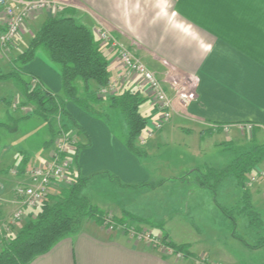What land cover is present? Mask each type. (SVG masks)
Listing matches in <instances>:
<instances>
[{"label": "crops", "instance_id": "obj_1", "mask_svg": "<svg viewBox=\"0 0 264 264\" xmlns=\"http://www.w3.org/2000/svg\"><path fill=\"white\" fill-rule=\"evenodd\" d=\"M55 1L62 8L60 16L74 19L91 32L100 28L111 33L156 75L171 100L170 120L161 130L147 136L159 115L152 98L144 91V82L140 79L118 82V93L123 90L138 91L140 97L146 99L139 112L147 119V126L135 142L145 154L141 158L128 152L126 136L117 137L114 132L110 133L103 122L68 103L70 115L84 130L87 140L72 130L68 136L74 135L76 143H88V147L77 156L80 176L89 178L109 173L116 177L119 183L112 182L117 183L123 195L122 203L119 201L114 205L115 213L120 216L127 213L145 219L141 215L150 214L149 205L140 206L137 210L136 193L139 200L162 201L166 211L161 216L163 227L167 228L173 243L188 245L193 255L208 252L219 264H242L233 255L240 245L233 234L230 220L222 214L220 205L215 203L216 193L213 196L210 190L199 187L196 174L187 171L219 170L212 165L205 164L204 169L196 165L204 163L207 151L219 147L216 141L223 135L224 143L230 144L243 137L255 139L256 135L264 134V0ZM12 5L15 8L16 5ZM48 17L45 12L30 17L15 41L17 47H13L14 51H4L0 56V71L3 67L11 71L12 62L25 50ZM5 20L0 10V34ZM102 51L108 62L110 83L118 81L117 77L122 71L115 53L110 49ZM22 70L24 80H36L44 88L50 89L52 94L60 93L59 74L41 55ZM173 83L192 92L194 99L184 105L177 97ZM3 84H6V93ZM91 89L94 93L99 90L94 82H91ZM22 102V90L15 81H0V115L4 114V118L0 116V123L9 129L14 128V133H18L23 120H30L34 116V106H22ZM16 103L19 104L18 109L14 108ZM101 105L108 107V102L105 100ZM16 120L17 124H13ZM43 124L46 127V123ZM63 124L69 127L67 121L64 120ZM217 126L227 127L228 130L217 133ZM248 126L251 129L248 130ZM6 127L2 129L8 131ZM53 132L54 136L46 140L44 149L33 157L28 158L24 154L27 150L11 152L10 159L19 172L11 174L9 170L6 171V178L0 177V229L20 206L14 197L15 188L27 181V171L47 158L57 136L54 127ZM27 137L26 132L21 140ZM174 138L179 140L178 144L183 146L186 153L190 152L192 160L189 157L185 164L176 163L179 174H172L171 168L160 173L157 167L161 152L171 143L175 145ZM18 141H14L10 147ZM50 141L51 145L46 147ZM233 158L226 162L224 168ZM256 173L259 181L248 191L252 207L264 225V160L256 167ZM98 179L106 180L105 177ZM229 180H232V187L236 186L231 177L224 180L221 186ZM142 184L155 187L132 189ZM55 190H52L53 195L57 194ZM183 215H190V219L197 218V225H193V220H183ZM145 223L146 227L149 222ZM173 223L186 238L183 232L190 233L188 238L193 237L199 242L200 249L196 253L190 242L173 241L168 233L169 229H174ZM209 232L211 234L208 236ZM258 251L264 252V247ZM177 257L171 256L170 250L159 244L155 247L137 238L117 235L109 232L104 225L88 219L81 223L76 234L62 239L48 253L35 258L30 264H184Z\"/></svg>", "mask_w": 264, "mask_h": 264}, {"label": "trees", "instance_id": "obj_2", "mask_svg": "<svg viewBox=\"0 0 264 264\" xmlns=\"http://www.w3.org/2000/svg\"><path fill=\"white\" fill-rule=\"evenodd\" d=\"M39 50L45 52L49 62L59 67L63 97L52 94L38 81L32 84L31 81L28 82L23 79L25 73L21 67L31 62ZM102 50L93 32L78 24L74 19L60 15L48 17L33 35L25 50L12 62L11 71L7 74H0V81L13 80L19 85L22 90V106L26 104L34 106L33 115L46 123L51 136H54L52 124L56 116H60L62 119L66 118L68 121L72 120L69 121L70 125L78 133L81 132L80 127L64 109L67 101L85 112L93 113L95 107L106 100L108 107L117 110L126 121L128 130L125 145L128 152L141 158L145 154L135 145V142L147 126V119L139 112V107L146 102V99L140 97L138 91L123 90L107 98L98 97L92 91L91 82H94L99 89L110 83L108 62ZM78 81L82 84L81 89L76 84ZM17 122V120L13 121V124H17ZM5 127L4 124L0 123V128ZM6 128L10 132L15 130L14 128ZM215 130L220 133L222 127L217 126ZM61 131L69 133L70 129L63 124ZM252 140L254 141L253 137ZM50 145L51 141L46 143V147ZM221 145L227 146L228 143L219 146ZM81 147L79 143L74 144L73 166L76 177L73 186L63 188L55 195L50 194L40 205L39 211L32 220L26 223L14 237L10 236L1 245L0 264H30L35 258L48 253L62 239L76 234L84 219L106 225V228H109V223H113L115 226L124 225L126 220L138 225L146 224L145 220L127 213H123L120 219L112 218L109 221L107 214L102 213L99 208L91 203L90 197L86 194L91 178L81 177L77 167V156ZM263 160L264 143H254L244 152L235 156L229 165L222 170L204 169L200 171L196 169L189 173L196 174V183L199 187L214 193L224 180L229 177L234 179L236 186L241 191L238 213L246 219L247 226L255 235L257 248L264 247V225L252 207L250 194L245 183L247 175ZM104 176L108 177L110 181L118 182L117 178L109 173H102L96 177ZM140 187L152 189L155 186L142 184L132 187V189ZM219 209L228 220L232 221L233 227L236 222L230 216L229 211L221 206ZM159 230L162 237L158 244L171 249L175 254L189 257L188 245L173 243L162 226ZM234 236L236 237L235 234ZM242 243L244 242L242 241Z\"/></svg>", "mask_w": 264, "mask_h": 264}, {"label": "rangeland", "instance_id": "obj_3", "mask_svg": "<svg viewBox=\"0 0 264 264\" xmlns=\"http://www.w3.org/2000/svg\"><path fill=\"white\" fill-rule=\"evenodd\" d=\"M14 43L15 42L10 44L6 48V51L7 50L14 51L13 47H17L16 43L15 44ZM39 55H41L50 65H52L57 70L59 77H60L61 91H60V93H57L54 95H56L58 97H63L62 82H61V75H60L59 67L52 64L51 62H49L47 55L45 54L44 51L39 50L36 53L35 58ZM31 62H29L28 64H30ZM28 64L23 65L21 68L23 69V67L28 65ZM6 72H9V68L3 67L0 71L1 74H4ZM3 85H5L2 87H3V90H5L4 93H6V84H3ZM77 86L78 87L81 86L80 81H78ZM45 89L52 93V91H50V89H48L46 87H45ZM185 91H188V90L185 89ZM96 94L98 97H103V95H104L101 92L99 93V90L96 92ZM116 94H118V93H116ZM103 98H107V97H103ZM68 103L72 104L79 111L83 112L84 114L88 115L89 117L103 122L105 124V126L107 127V129L110 131V133L114 132L117 137L125 138V136H126V138H127V130L128 129H127L126 121L123 118V116L117 110H114V109L109 108V107H103L101 104H99L95 107V112L88 113V112H85L84 110L80 109L79 107H77L75 104L67 101L64 105V109L72 119H73V117L70 115V113L67 109ZM18 105L19 104L16 103L15 108L18 109ZM0 116H3V118H4V114H2ZM56 118L53 121L52 127H54V129L56 130V133H57L56 137L57 138L63 137V136H64L63 138H65V136L68 135V133L61 131L62 126H63V122L65 120L69 123L70 130L75 132V134L76 133L79 134V136H81V138H83V136H84L87 140V137L85 136L86 134L81 127H80L81 132L78 133L77 130L70 125V122L72 120L71 121L69 120L70 121L69 122L68 119H66V118L62 119L60 116H56ZM170 118H171V116H170ZM170 118H169V120H170ZM0 120H2V119L0 118ZM23 121H24V123L22 122V124L19 126L18 133L8 132L5 129L3 130L2 128H0V129H2V130H0V177L1 178H6V171L10 170V173H11L13 171V168H15L14 165L12 164L13 160L11 161V159H10L11 152L13 153L14 150H16V151L19 150L20 152L27 150V152H24V154L28 158L33 157V156H35V154H37V152H41L44 149V147H45L44 144H45L46 140H48L51 137V133L49 132V128L47 127V125H46V127H44L43 122L39 118H37L36 116H33V118H31L30 120H23ZM25 121H28V122H25ZM73 121L79 127L78 123L74 119H73ZM168 121H166L163 124L162 128L164 127V125ZM26 132L28 133V137L26 139H24L25 141L23 139L21 140V136L24 135ZM61 134H64V135L62 136ZM263 135L264 134H261V133L256 135V138L254 139V141L252 140L251 136L249 138H248V136L247 137L242 136L243 138H240L241 140H239V141L230 142V144H228L227 146L221 145L219 147L214 148V150L211 149L205 153L204 163H202V164L197 163L196 166L204 169V166L206 164L208 166L212 165L213 167L221 170L224 168V166H226V162H228V160H231L234 156H237L238 154L244 152L246 150V148H248L249 146L253 145L254 143L255 144L256 143L262 144L263 143V141H262ZM73 136H68V139H70V140L73 139L74 138ZM18 139H19V141L15 142L13 147H10V146H12V143ZM224 140L225 139H224V135H223V136L219 137V139L216 142H217V144H222V143L224 144V142H225ZM178 141L179 140H175V138H174L173 142H175V145L173 144V146H172V143H171L169 148H167L165 151L161 152V157L159 159V166L157 167V169L159 170L160 173L161 172L162 173L167 172L166 171L167 169H169V170L172 169L171 170L172 174H174V175L179 174L178 169H177L178 165L176 163L185 164L188 162V160H190V158L192 160L190 152L186 153L184 151L185 149L183 148V146L178 144ZM86 144H87V146H86ZM86 144H80L82 146L81 151L88 147V143H86ZM53 147L54 146L50 147L51 149H49L48 152H50L53 149ZM6 151H7V153H6ZM9 162H11V163H9ZM155 163L158 165L157 162H155ZM18 172H19V170H18ZM187 172L190 173V171H187ZM253 173H254L256 180H257L255 183L257 184V182L259 180H258V177L256 175L257 174L256 168H254L253 171L250 172L249 174H253ZM174 175H172V176H174ZM89 178H91V180H90V184L87 188L86 194L90 197L91 203L94 206L97 205L100 208L102 213H106L109 221L112 218H117V219L122 218V216H120L119 213H115L116 209H115L114 205L119 204V201L122 203L121 197L123 196L120 193L119 188H117V187H119L117 185V183L110 181V179L108 177H105L106 180H102L103 179L102 178L101 179L102 181L100 179H98L97 177H94V178L89 177ZM231 181L232 180H229V182L222 184V186L220 184L219 186H221V187L219 188V186H218L217 189L215 190L216 194L214 192H211V194L213 196L215 194V196H214L215 201H216L215 203L217 205L222 206L227 211H229L230 216L233 217V219L236 222L234 225L235 227L233 226V230H234L233 234L235 233V235H236L235 238H237V240H238L237 243L240 246H237L238 251L236 250L233 253V255L240 262H242V264H264V252L258 251L259 248L256 247L257 239H256L255 235L252 233V230L247 226L246 219L238 213L239 205H240L241 191L237 186L232 187ZM23 183H21V184H23ZM255 183L251 184L246 179V183H245L246 188L248 189L250 187H253L255 185ZM55 191H57V193H58L59 190H55ZM223 191H224V194H223ZM134 197H135V201H136L135 202L136 206L138 207L137 210H139L140 206H141L140 208H143V205H149V207H150V214L149 215L150 216L149 215H141L142 217L145 218V219H143V220H145V222H147V223L149 222L148 225L145 227L144 225H146V224L138 225V224L129 222V220H126V221H124V225H121V226H115L113 223H111V226H113L115 228L114 229L107 228V229L109 230V232L117 233V235H120V234L121 235L122 234L127 235L129 237V239L137 238L138 240L145 241L148 244H152L155 247H157V244L159 243V241L162 237V233L159 230V228L161 226L163 227L161 216L163 217V212L166 213V211L164 209V203L162 201H158V200L152 201V200H146L144 198L142 200H139V194H137V193L134 194ZM159 198H161V194H159ZM51 204H52V202H51ZM177 208H179V207L177 206ZM37 212H34V214H36ZM144 213H147V212L144 211ZM115 214H117V216ZM183 217H182L183 220H185V218L187 220H193V225L194 226L197 225L195 222V220H197V218L196 219L195 218L190 219V218H192L190 215H188V216L183 215ZM32 218H33V216L31 214H27L23 220L16 223L17 225L16 224L13 225L9 229L10 236L14 237L18 233V231L26 223H29L32 220ZM158 218H160V219H158ZM87 220L88 219H84L83 221H87ZM7 221H9V219ZM7 221L5 224H7ZM229 223L231 225H233L232 221H229ZM172 225H173L174 229H172V230L169 229L168 233L171 234L170 236L173 239V241L177 242V240H182L183 242L184 241L190 242V245H191L193 252L196 253L200 249V247L198 245L199 242L196 241V239H194L193 237L188 238L190 233L188 234L187 232H183V233H186V235H187V238H186L185 235L181 234V231L178 229V227L175 226L174 223ZM105 226L106 225H104V227ZM3 227H6V226L4 225ZM163 230L167 233L166 227H163ZM207 234L209 236L211 233L209 232ZM137 235L142 236V239H139ZM214 235L215 234L212 233V237H214ZM179 238H181V239H179ZM241 239L245 243V245H247V246H244V244H242V241H239ZM159 245L162 246L161 244H159ZM241 246L242 247L244 246L243 249L241 248ZM165 249H169V248L165 247ZM169 250L171 252V256H173V257L178 256L177 258L180 261L184 262V264H219L218 262L213 260L214 257L212 255H210L208 252L193 255L189 250L190 254L188 257V256H183L181 254H175V253H173V251L171 249H169ZM231 262H233V261H231Z\"/></svg>", "mask_w": 264, "mask_h": 264}, {"label": "built area", "instance_id": "obj_4", "mask_svg": "<svg viewBox=\"0 0 264 264\" xmlns=\"http://www.w3.org/2000/svg\"><path fill=\"white\" fill-rule=\"evenodd\" d=\"M13 3L16 5L15 8ZM0 10L6 19L3 32L0 34V56L10 44L16 41L21 29L33 14L45 12L49 17H56L62 12V8L55 0H0ZM93 34L102 49H110L115 53L122 71L117 77L118 81L100 88L99 93L104 94L103 97H109L118 93V84L125 83L130 79L142 80L145 85L144 91L152 98L159 115L158 121L152 125L151 131L146 133L147 136H152L171 116V100L161 82L111 33L99 28L94 30ZM31 82L35 84L37 81L31 80ZM173 89L184 105L194 99L192 92L177 87L175 83H173ZM249 129L251 126H248ZM227 130V127H222L223 132H227ZM63 137L55 138L54 147L47 158L27 171V181L15 188L14 197L20 202V206L12 213L9 221L5 224L6 227L0 229V247L10 237L9 229L23 220L27 214L34 216V212L38 211L40 205L52 194L53 189L61 190L73 186L76 177L73 166L76 142L73 139H68V135ZM18 170V167H15L12 173L17 174ZM247 181L251 184L257 181L254 173L247 176ZM108 227L109 229L115 228L111 226V223L108 224ZM137 236L142 239V236Z\"/></svg>", "mask_w": 264, "mask_h": 264}]
</instances>
